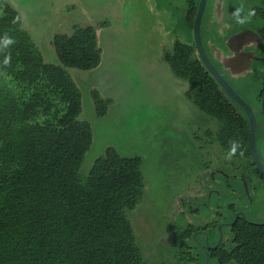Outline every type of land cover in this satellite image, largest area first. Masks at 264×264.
Wrapping results in <instances>:
<instances>
[{
  "label": "trees",
  "instance_id": "trees-1",
  "mask_svg": "<svg viewBox=\"0 0 264 264\" xmlns=\"http://www.w3.org/2000/svg\"><path fill=\"white\" fill-rule=\"evenodd\" d=\"M52 43L58 65L44 62L20 13L0 0V264H148L128 217L143 197L141 158L109 147L86 176L79 173L93 134L78 119L82 96L66 68L98 67L96 31L75 26ZM175 48L165 58L171 71L197 86L204 69L192 46ZM193 98L206 114L197 91ZM92 99L104 117L109 101L95 91ZM181 103L187 107V99ZM196 231L188 224L175 231L189 263L264 264V224L239 222L216 248L197 243Z\"/></svg>",
  "mask_w": 264,
  "mask_h": 264
},
{
  "label": "rangeland",
  "instance_id": "rangeland-1",
  "mask_svg": "<svg viewBox=\"0 0 264 264\" xmlns=\"http://www.w3.org/2000/svg\"><path fill=\"white\" fill-rule=\"evenodd\" d=\"M190 1L197 0H8L45 63L59 64L55 35L69 36L75 26L95 29L99 66L66 68L82 96L78 119L93 134L79 173L86 176L109 147L141 158L143 197L128 217L148 264L189 263L187 249L174 240L176 229L193 219L176 198L187 191V107L180 101L184 86L163 55L176 52L174 41L192 42L184 18ZM94 91L109 101L104 117L95 111ZM190 245L199 263L201 251Z\"/></svg>",
  "mask_w": 264,
  "mask_h": 264
},
{
  "label": "flooded vegetation",
  "instance_id": "flooded-vegetation-1",
  "mask_svg": "<svg viewBox=\"0 0 264 264\" xmlns=\"http://www.w3.org/2000/svg\"><path fill=\"white\" fill-rule=\"evenodd\" d=\"M199 5L200 0L190 1L186 9L192 42L182 44L192 46L203 79L193 86L170 68L184 86L180 101L187 99V191L176 198L187 206L193 217L188 225L204 241L196 242L216 248L239 222L264 224V0H206L199 21L200 52L194 38ZM201 52L220 84L207 71ZM173 53L163 55L169 67L165 58ZM196 91L206 114L193 105ZM231 141L240 147L228 159Z\"/></svg>",
  "mask_w": 264,
  "mask_h": 264
},
{
  "label": "water",
  "instance_id": "water-1",
  "mask_svg": "<svg viewBox=\"0 0 264 264\" xmlns=\"http://www.w3.org/2000/svg\"><path fill=\"white\" fill-rule=\"evenodd\" d=\"M205 3H206V0H200L199 10L196 16V21H195V26H194V38H195L196 46L198 48V52H200L199 50L201 49L200 36H199V21H200ZM200 57L203 63L205 64L209 74L220 84L222 82L221 78L219 77L216 70L209 64L206 58L202 55V52L200 53Z\"/></svg>",
  "mask_w": 264,
  "mask_h": 264
},
{
  "label": "clouds",
  "instance_id": "clouds-1",
  "mask_svg": "<svg viewBox=\"0 0 264 264\" xmlns=\"http://www.w3.org/2000/svg\"><path fill=\"white\" fill-rule=\"evenodd\" d=\"M237 16H239V12L237 13ZM238 22H243L242 20H238ZM12 41H10V40H5L4 41V45L5 46H7L8 44H10ZM8 63V58H6L5 59V64H7ZM99 66V65H98ZM240 147V144H239V142L238 141H231L230 142V150H229V152H228V154H227V157L226 158H228V159H231L232 158V156H234L235 154H236V152H237V150H238V148ZM243 153H241V155H242Z\"/></svg>",
  "mask_w": 264,
  "mask_h": 264
},
{
  "label": "bare ground",
  "instance_id": "bare-ground-1",
  "mask_svg": "<svg viewBox=\"0 0 264 264\" xmlns=\"http://www.w3.org/2000/svg\"><path fill=\"white\" fill-rule=\"evenodd\" d=\"M99 42H97V44H98ZM98 47H99V45H98Z\"/></svg>",
  "mask_w": 264,
  "mask_h": 264
}]
</instances>
